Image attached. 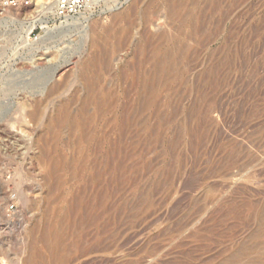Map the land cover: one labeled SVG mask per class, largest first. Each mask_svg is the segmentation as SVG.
I'll return each mask as SVG.
<instances>
[{
	"label": "rangeland",
	"instance_id": "rangeland-1",
	"mask_svg": "<svg viewBox=\"0 0 264 264\" xmlns=\"http://www.w3.org/2000/svg\"><path fill=\"white\" fill-rule=\"evenodd\" d=\"M134 1L141 11L163 0H94L91 15L106 25ZM53 5L30 0L27 8H0V264H24L33 241L45 263L55 264L39 231H29L47 191V163L39 150L48 115L77 87L78 61L88 46L78 22L59 23ZM221 7L228 12L214 14L210 25L219 22V29L197 42L183 73L159 92L152 108L133 103L128 82L113 86L119 115L134 119L126 127L121 119L112 129L109 111L99 117L96 133L119 136L131 151L127 176L110 194L124 207L66 234L70 242L78 236L82 241L62 264H256L264 236L253 237L258 221L249 206L264 204V0L224 1ZM154 28L165 29V20H155ZM128 52L120 51L118 66L128 63ZM211 66L215 72L208 74ZM65 78L74 84L45 99L48 87ZM35 100L43 103L38 117L30 115ZM155 126L158 133L151 136ZM59 132L60 147L76 166L60 171L64 183L51 193L53 213L86 182L98 187L90 182L93 154L75 148L66 125ZM142 197L149 202L134 212ZM242 246L248 253L236 261Z\"/></svg>",
	"mask_w": 264,
	"mask_h": 264
},
{
	"label": "bare ground",
	"instance_id": "bare-ground-1",
	"mask_svg": "<svg viewBox=\"0 0 264 264\" xmlns=\"http://www.w3.org/2000/svg\"><path fill=\"white\" fill-rule=\"evenodd\" d=\"M199 1L163 0L162 4L153 8L147 0L149 5L144 4L141 11L138 2L134 1L126 10L114 13L106 25L100 24L97 16L92 15L88 18H84L83 14L63 18L78 22L88 51L85 57L78 61L77 87L68 97L55 104L44 123L46 136L39 151L41 158L47 163V172L44 175L47 191L39 201L43 204L39 218L29 229L31 233L36 229L39 231V239L48 249L55 264H62L66 252L82 241L80 236L72 242L65 237L66 234H68L67 237L73 234L80 222L100 221L107 213L115 214L124 207L113 200L110 194L112 196L118 190L117 180L125 179L127 176L125 157L131 151L123 148L119 136L110 139L106 134L97 135L96 133L99 117L109 111L112 112L109 120L112 129L119 128L121 119L123 127L129 126L134 119L132 113L126 112L123 116L119 115L116 107L119 89L113 86H119L118 81L128 82L130 89L136 94L135 99L132 100L133 103L141 102L143 108H152L159 92L183 73L184 59L190 53L197 51V42L210 37L219 29V22L213 26L214 29L210 25L214 14L220 12L224 17V14L228 12L229 8L222 9V3L224 1L231 3L234 0H201V3ZM56 17L64 21L62 17ZM159 18L165 20L166 28L161 30L154 28L156 30L152 31L151 26ZM69 21L68 24L72 23ZM123 50L129 51L130 60L118 66L119 53ZM125 67L130 69L129 74L125 73ZM214 67L207 68L208 74L215 72ZM114 73H117V78L113 77ZM113 79H116L115 82ZM71 83L72 80L68 78L53 82L48 87L45 99L65 91L74 84ZM42 104L36 101L30 112L32 117L40 116ZM205 107L202 111L206 109ZM196 108L194 110L198 112L199 109ZM64 125L70 131L75 148L83 150L87 156L93 154L92 163L95 172L94 181L90 182L98 184V187L93 189L91 184L86 182L82 190L71 198L64 209L53 213L50 202L51 193L64 183L60 171L76 166V161L67 157L60 147L59 129ZM152 128L151 136L157 135L158 127ZM199 135L202 137L201 134ZM104 162L108 166L107 169L102 165ZM106 171L108 176L105 178ZM148 202V198H140V204L138 203L133 211L139 209L140 205H147ZM249 210L258 221L253 237L264 236V204L261 206L251 204ZM34 242L29 246L24 264H46ZM257 246L254 261L256 264H264V240L259 241ZM246 253H248L247 250L242 246L235 252L233 259L238 261Z\"/></svg>",
	"mask_w": 264,
	"mask_h": 264
},
{
	"label": "built area",
	"instance_id": "built-area-1",
	"mask_svg": "<svg viewBox=\"0 0 264 264\" xmlns=\"http://www.w3.org/2000/svg\"><path fill=\"white\" fill-rule=\"evenodd\" d=\"M93 3L94 0H54L53 14L62 17L65 23L66 20L63 18L68 16L83 14L84 18H88L93 13ZM29 5L30 0H0V8L2 9L18 10L27 8ZM58 22L61 23V20Z\"/></svg>",
	"mask_w": 264,
	"mask_h": 264
}]
</instances>
